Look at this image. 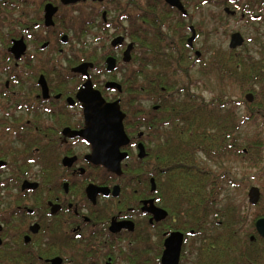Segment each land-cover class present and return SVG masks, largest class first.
I'll use <instances>...</instances> for the list:
<instances>
[{
  "label": "flooded vegetation",
  "instance_id": "flooded-vegetation-1",
  "mask_svg": "<svg viewBox=\"0 0 264 264\" xmlns=\"http://www.w3.org/2000/svg\"><path fill=\"white\" fill-rule=\"evenodd\" d=\"M139 1L0 0V264H175L177 249L176 264L219 260L216 205L202 217L203 204L172 181L170 165H157L161 94L137 90L142 69L133 64L149 61L143 53L157 42L182 47L180 74L208 52V62L240 69L254 61L264 74V53L253 59L251 37L239 30L230 33L227 50L196 48L204 35L191 16L212 0H180L183 9ZM214 3L224 18L249 30L256 25L255 37L262 32L264 0ZM90 35L99 45L88 42ZM111 57L116 67L108 70ZM84 63L93 64L89 76L75 70ZM148 69L151 77L155 68ZM118 73L123 79H115ZM87 77L107 101L120 100L126 114L129 156L121 174L91 162V144L74 134L86 125L77 93ZM108 81L122 90L107 88ZM138 97L148 110L135 104ZM139 124L147 130L136 131ZM141 143L148 169L135 166L136 158L128 162L135 151L138 158Z\"/></svg>",
  "mask_w": 264,
  "mask_h": 264
},
{
  "label": "trees",
  "instance_id": "trees-1",
  "mask_svg": "<svg viewBox=\"0 0 264 264\" xmlns=\"http://www.w3.org/2000/svg\"><path fill=\"white\" fill-rule=\"evenodd\" d=\"M148 49L143 55L151 59L139 62L142 69L139 75L142 76L137 80V90H144L145 93L154 90L152 93L161 94L160 100L155 99L161 105L156 134L163 136L159 140L161 152L156 153L157 165H170L172 181L183 185L187 193H192V197L203 204L202 217L208 215L213 205L220 204L216 213L219 223L216 225L222 233L218 236L219 260L216 264H264V250L252 249L260 243H254L249 237L255 235L256 240H264L255 229L256 219L264 216V207L260 206L263 198L257 205V214L251 217L240 214L228 191L230 188L237 191L242 186L241 182L228 171L213 170L205 161L240 153L243 158H248L250 168L257 169L260 179L264 180V74L258 67L259 63L254 66V61L243 62L239 69L232 62H209L210 68L216 66L219 69L220 76L232 77L241 84L245 89L243 94H254L253 102L242 99L247 113L240 116L224 94L207 100L191 86L197 88V80L187 79V84L184 82L179 73L186 60L181 46L170 47L156 42ZM150 65L155 68L151 77L147 73ZM247 120L256 125L257 131L239 141L242 125ZM246 146L247 152L244 151ZM136 160L135 166L146 169L152 166L149 157ZM262 189L264 192V183ZM223 194L225 197H222ZM240 235L248 236L241 240Z\"/></svg>",
  "mask_w": 264,
  "mask_h": 264
},
{
  "label": "rangeland",
  "instance_id": "rangeland-1",
  "mask_svg": "<svg viewBox=\"0 0 264 264\" xmlns=\"http://www.w3.org/2000/svg\"><path fill=\"white\" fill-rule=\"evenodd\" d=\"M214 2L215 0H212L211 2L209 1L208 3H204L203 10L200 13H196L195 11H193L192 13V16H191L192 23L199 26V29H202L201 33H203L204 35L196 43V48L199 51H204L206 46H210V48L215 47L216 49L222 48L224 50H227L228 45H229L230 33L235 30H239L241 32H244L245 35H248V34L250 35L251 41L246 42V43L248 44L247 46L250 49L251 57L255 60H258L261 57V55L264 53V20L263 22L258 23L260 24V28H262V32H260V35H256L257 37H255L254 27L256 25L251 24V27L249 30L247 29V26L244 25V22L237 23L238 21H235L229 18H224L223 15L225 14H224L223 8H221L222 6L219 4H215ZM213 14H215V16ZM208 34L210 36H208ZM87 38H89L88 40L89 43H92L94 45H99V42L95 41L92 35H90ZM92 44H88V45L91 46ZM208 54L210 55L209 52ZM209 55H206V56L209 57ZM206 56L203 54L201 59L204 61L201 63V65L200 63H198L193 68H190V72H188L187 77L185 73L183 72L181 73V76L184 82H186L187 84V79H190V80L193 79V81L197 80L198 87L196 88L195 85H191V86L194 88V90H197L198 93L202 94L207 100H211L212 97H215L219 94H224L226 98H228V100L230 99L231 105L237 108L240 116H242L243 114H246L247 113L246 107L242 100V99L246 100V94H247V93L243 94L242 90H245L244 87L238 82L234 81L232 77L220 76L219 69L210 68V64L208 62L210 60H208ZM134 65L138 66L139 65L138 61L134 63L133 66ZM206 65L209 68L206 69L207 67ZM148 70L150 71L151 69H148ZM121 74L123 75V72ZM121 74L118 73L117 75H115V79H120V78L123 79ZM103 77L104 78L102 79L104 80L108 79L107 75ZM127 95L129 96V94ZM137 100L138 101L135 104L139 105V107L143 106L142 109L144 111L148 110L147 108V106L149 105L148 102L146 103V101L142 99L141 97H138ZM240 121H243V120H240ZM251 124L252 123L248 121L247 123H244L242 125V129L240 131L239 138H238L239 141L245 140L249 136H253L254 132L257 131L256 125H251ZM142 125L143 124H139L138 127L136 128V131H139V130L146 131L147 129L143 128ZM244 149L247 150V146L244 147ZM263 153H264V150H263ZM135 158H137L136 151L133 152L128 162L129 161L133 162ZM205 161H206V164L213 170L228 171L231 173L232 177H234L236 180L241 182L242 186H240L237 191L232 188H230L228 191L229 196L237 204L238 211L240 212V214L245 213L248 215V217H251L259 212L258 207L252 205L248 199V190L252 186H258L261 188V191H262L261 200L263 198V202L260 203V206L264 207V192L262 189L264 180L260 179L261 177H259V173L257 172L258 171L257 169L250 168L249 166L250 162L248 158H243L242 154L239 153L237 156H233V154H229L226 157H223L220 159H208ZM222 197H225V195L223 194ZM222 203L223 204L221 205V207L223 208L224 201ZM219 205L220 204L218 203L216 204L217 209H219ZM244 226L246 225L244 224ZM247 236L240 235L241 240H243V238ZM249 237L251 241H254V243L256 242L260 243L259 246H253L252 249L259 248V249L264 250V240L262 241L260 239L256 240L255 235H250ZM252 237H254V239H252ZM261 238L264 239L263 237Z\"/></svg>",
  "mask_w": 264,
  "mask_h": 264
},
{
  "label": "water",
  "instance_id": "water-1",
  "mask_svg": "<svg viewBox=\"0 0 264 264\" xmlns=\"http://www.w3.org/2000/svg\"><path fill=\"white\" fill-rule=\"evenodd\" d=\"M173 6L183 9L180 0H166ZM239 35H236L237 37ZM122 38L114 41V44L121 43ZM131 44L125 53V60H129ZM108 70H113L116 67V60L111 57L106 62ZM93 66L92 63H84L75 68L87 76L88 66ZM107 88H117L122 90V85L116 81H108ZM78 100L84 107L86 125L85 128L74 132L75 135L83 137L92 146V152L87 158L97 165L105 166L109 171L117 174L122 173V162L128 157V152L122 150L130 142L125 125L124 118L126 114L122 111L120 100L107 101L101 91L94 87L90 77L80 86L77 93ZM253 93H248L246 99L252 102ZM144 145L140 144V152L138 156L144 158L146 156ZM262 197V191L258 186H252L248 191V199L252 205H257ZM255 227L258 234L264 238V217H260L255 222ZM254 239V237H252ZM168 245V241H167ZM168 251V250H167ZM166 254V253H165ZM176 261L178 258V249L176 250Z\"/></svg>",
  "mask_w": 264,
  "mask_h": 264
}]
</instances>
